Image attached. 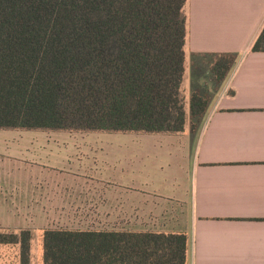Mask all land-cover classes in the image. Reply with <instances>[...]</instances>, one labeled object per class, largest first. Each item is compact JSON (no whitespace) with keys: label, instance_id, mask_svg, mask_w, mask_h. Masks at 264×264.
Segmentation results:
<instances>
[{"label":"crops","instance_id":"crops-1","mask_svg":"<svg viewBox=\"0 0 264 264\" xmlns=\"http://www.w3.org/2000/svg\"><path fill=\"white\" fill-rule=\"evenodd\" d=\"M185 10L183 85L211 96L197 129L130 132L141 138L103 146L85 172L0 178L13 193L0 199V227L54 228L61 215L67 229L184 232L188 264H264V51L252 49L264 0H187ZM219 53L238 60L217 85Z\"/></svg>","mask_w":264,"mask_h":264},{"label":"trees","instance_id":"trees-1","mask_svg":"<svg viewBox=\"0 0 264 264\" xmlns=\"http://www.w3.org/2000/svg\"><path fill=\"white\" fill-rule=\"evenodd\" d=\"M187 0H0V129L195 131L211 96L183 93ZM253 51H264V28ZM238 55H215L220 85ZM43 264H188L184 232L47 228ZM33 233L0 229L32 262Z\"/></svg>","mask_w":264,"mask_h":264},{"label":"rangeland","instance_id":"rangeland-1","mask_svg":"<svg viewBox=\"0 0 264 264\" xmlns=\"http://www.w3.org/2000/svg\"><path fill=\"white\" fill-rule=\"evenodd\" d=\"M203 76L202 81H204ZM209 81V79H208ZM211 87V86H210ZM201 90V89H200ZM202 91V90H201ZM205 92V91H202ZM183 93L186 98L188 109L190 87L183 85ZM208 95L209 92H205ZM140 135L122 132H68V131H26V130H1L0 129V178L21 175L27 178L45 173L56 176V172L64 170L66 173L84 167L92 169L94 159L100 160L105 156L103 146L114 143L140 139ZM35 152L37 154H35ZM39 155V156H35ZM36 166V167H35ZM86 167V168H85ZM36 169V171H35ZM35 171V172H34ZM67 175V174H66ZM45 176H41L44 178ZM60 177V176H58ZM2 181V179H0ZM0 199L12 200L13 193L7 186L1 189ZM2 194V196H1ZM0 219V225H2ZM32 222V221H31ZM6 221L4 222V224ZM16 228L0 227L6 230L29 229L33 233L32 239V262L31 264H43V222L36 223V227H27L29 220H21ZM66 220L57 216L52 224L54 228L67 226ZM24 227V228H23ZM0 264H19V248L14 245H0Z\"/></svg>","mask_w":264,"mask_h":264}]
</instances>
